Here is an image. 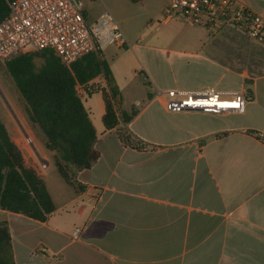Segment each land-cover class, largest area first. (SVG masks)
<instances>
[{
  "label": "crops",
  "instance_id": "1",
  "mask_svg": "<svg viewBox=\"0 0 264 264\" xmlns=\"http://www.w3.org/2000/svg\"><path fill=\"white\" fill-rule=\"evenodd\" d=\"M75 1L89 24L110 12L128 39L101 50L120 89V122L107 129L102 92L88 95L100 157L77 173L78 188L60 175L56 152L42 153L41 130L16 117L11 137L20 148L27 147L25 135L33 137L35 149H26L31 167L56 209L41 221L0 208L15 264H264V138L255 135L264 132V57L261 71L240 64L226 35H243L237 50L247 49L253 60L258 53L249 38L230 26L217 32L169 18L167 0ZM236 2L264 18V0ZM89 85L110 89L104 75ZM169 89L242 93L246 101L241 111H171L163 93ZM133 110L126 122L122 113ZM123 127L148 148L124 144Z\"/></svg>",
  "mask_w": 264,
  "mask_h": 264
},
{
  "label": "trees",
  "instance_id": "2",
  "mask_svg": "<svg viewBox=\"0 0 264 264\" xmlns=\"http://www.w3.org/2000/svg\"><path fill=\"white\" fill-rule=\"evenodd\" d=\"M10 1L0 0V21L9 15ZM5 65L27 103L29 122L44 134L45 148L56 152L60 175L75 187L83 188L76 175L92 167L100 157L96 148L99 132L77 86H82L87 95L102 92L106 105L104 125L107 129L116 127L120 122L116 108L120 89L108 61L101 51H93L67 66L47 48L20 53ZM99 75L107 78L109 90L89 85ZM135 113L136 110L122 113V117L128 122ZM118 135L128 146L148 148L127 127L121 128ZM0 208L41 221H46L56 209L44 179L33 167L26 166L19 146L1 119ZM10 246L9 227L0 221V264H15Z\"/></svg>",
  "mask_w": 264,
  "mask_h": 264
},
{
  "label": "built area",
  "instance_id": "3",
  "mask_svg": "<svg viewBox=\"0 0 264 264\" xmlns=\"http://www.w3.org/2000/svg\"><path fill=\"white\" fill-rule=\"evenodd\" d=\"M75 0H12L10 13L0 21V60L6 62L20 53L52 49L67 65L106 45H128V39L117 20L104 13L89 24ZM165 14L197 25L214 28L230 26L264 48V18L240 5L236 0H167ZM81 91L80 85L77 86ZM167 107L176 110H202L214 113L241 111L246 98L237 93L225 97L211 89L204 92L169 89ZM264 138V132H256ZM25 142L34 148V139L25 135ZM42 168L48 162H40ZM98 199V191H93ZM77 228L75 235L79 234Z\"/></svg>",
  "mask_w": 264,
  "mask_h": 264
},
{
  "label": "rangeland",
  "instance_id": "4",
  "mask_svg": "<svg viewBox=\"0 0 264 264\" xmlns=\"http://www.w3.org/2000/svg\"><path fill=\"white\" fill-rule=\"evenodd\" d=\"M106 13L111 14L110 12H106ZM228 28H229L228 26H222V27H217V28H212V29L216 30L217 32H227V31L230 32L231 28H229V29ZM202 30L207 32V29L204 26L202 27ZM227 34H228V36L226 35L225 44L228 46L227 48L231 52H233V54L236 55L237 58H240L239 63L243 65L244 62H246V63L252 62L254 69L257 71H259V70L261 71V69L263 67L261 57H264V55L259 54V52H260L259 48L261 46L258 45L257 43H255L254 41L250 40L251 46H249V48L251 50H252V48L256 49L258 54H257V57L253 60L251 57L252 61L248 60V58H250V55L244 51L247 49H243V51L237 50L238 46L242 43V38L244 36L239 35V34L234 35V33H232V32L227 33ZM252 43H253V47H252ZM236 63H237V61H236ZM147 88L150 91H153V89L150 86H148ZM94 98H97V97H94ZM83 100L87 106L92 104V101H91L92 99L88 95H85L83 97ZM93 100H95V99H93ZM19 115L21 117H23L22 119H23V121L26 122V124L32 126V124L29 123V120L27 117V103H26L25 99L23 98L21 92L19 91L18 87L16 86L13 78L11 77L9 72L7 71L5 62H2L0 60V119L3 120V122L8 126L9 132H12L13 125H16V127H17L16 117H18ZM97 123L98 124L100 123L99 120L97 121ZM27 148H30V146L27 145V147L26 146L25 147L22 146L21 148L19 147V149L22 152L23 158H24V163L26 164V166L31 167L32 165L30 163V158H29L28 152L26 151ZM41 148H42L43 154L47 153L48 156L51 157V155H52L51 151L47 150L43 144H42ZM31 150H32V148H31ZM52 157H53V155H52ZM51 166H52V168H54V170L56 172L57 169L55 167L54 161H51ZM59 178H60V180H62V182L66 188H68L69 190H72V187L70 185L65 183V181L61 177H59ZM52 191H53L54 195H56V192L54 191L53 188H52Z\"/></svg>",
  "mask_w": 264,
  "mask_h": 264
}]
</instances>
